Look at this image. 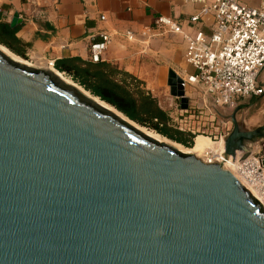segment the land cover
Returning a JSON list of instances; mask_svg holds the SVG:
<instances>
[{"label":"water","instance_id":"water-1","mask_svg":"<svg viewBox=\"0 0 264 264\" xmlns=\"http://www.w3.org/2000/svg\"><path fill=\"white\" fill-rule=\"evenodd\" d=\"M243 108L207 163L0 48V264H264V206L225 162L264 139Z\"/></svg>","mask_w":264,"mask_h":264},{"label":"built area","instance_id":"built-area-1","mask_svg":"<svg viewBox=\"0 0 264 264\" xmlns=\"http://www.w3.org/2000/svg\"><path fill=\"white\" fill-rule=\"evenodd\" d=\"M187 1L202 5L200 11L189 18L187 28L162 16L140 32H126V39L134 44L148 45L162 32L179 35L185 45L184 60L195 70L187 75L185 85L201 89L217 106L233 110L243 99L264 95L259 79L264 71V0H259V7L240 0ZM206 16L213 18L209 34L200 27ZM101 20H105V16H101ZM110 41L109 34H101V41L90 47L89 61H101ZM179 104L182 112H189V106L183 109L180 101ZM225 136H221L220 141ZM243 156L241 152L239 159L236 158V172L233 173L244 179L264 204V139L253 145L246 159L242 160ZM202 160L207 163L220 161L213 153Z\"/></svg>","mask_w":264,"mask_h":264},{"label":"crops","instance_id":"crops-1","mask_svg":"<svg viewBox=\"0 0 264 264\" xmlns=\"http://www.w3.org/2000/svg\"><path fill=\"white\" fill-rule=\"evenodd\" d=\"M201 7L202 5L187 0H0V20L19 27L18 37L30 45L27 60L37 66L44 67L51 63L55 65L56 61L68 57L89 61L91 45L100 42L101 34L107 33L111 41L101 61L119 65L128 72L135 73L134 50L139 45L129 42L125 37L126 32H140L144 27L152 26L162 16L172 18L187 28L190 25L189 18L198 13ZM101 16H105V20H101ZM212 24L213 18L206 16L200 27L209 34ZM164 61L168 66V82L171 70L183 80H186L188 74L195 72L185 60L180 64L182 71L176 69L172 57H165ZM187 86L188 84L185 86L186 90ZM169 93L171 94L170 86ZM186 95L189 108L194 110L195 102L189 98L188 91ZM172 97L179 103V99ZM202 97L205 104H214L204 94ZM188 113V119L185 120L188 125L186 131L199 134L201 128L193 125L195 114L192 111ZM199 137L204 136L198 135L192 148L196 146ZM205 138L210 140V146L202 153H190L200 157L212 151L216 156L224 142L215 146L209 137Z\"/></svg>","mask_w":264,"mask_h":264},{"label":"rangeland","instance_id":"rangeland-1","mask_svg":"<svg viewBox=\"0 0 264 264\" xmlns=\"http://www.w3.org/2000/svg\"><path fill=\"white\" fill-rule=\"evenodd\" d=\"M240 2L257 7L261 5V2L259 0H240ZM184 52L185 45L179 35L162 32L154 36L151 39L150 44L139 45L138 48L134 50L135 73H130L124 67H120L119 65L114 64L120 70L133 75L134 77L138 78L141 82H143L146 90L150 91L153 96L157 98L161 108L169 114L170 126L180 130H186V128H188V125L187 123H185V120L186 118L188 119L190 113L182 112L180 104L176 103L175 99H173V97L169 93L167 71L168 66H166L165 61L167 60L164 61V58L167 57L169 59L170 57H172L174 59L176 69L178 71H182L180 64L184 63ZM20 59L21 60L18 61H24L30 67L47 70L50 68L52 69L50 65L40 67L29 60H24L23 58ZM160 66H162L161 69ZM61 74L66 77L69 84L72 83L77 88H81L80 90L84 91L83 93L85 95L87 93L88 97L92 99L94 98L93 100H95L96 102L98 101V103L103 102L99 98L94 97L84 88L79 86V84L75 83L72 78L69 77L66 73ZM259 79L264 86V71L260 75ZM186 88V91H188L189 98L192 99L193 102H195V104H193L194 110L190 108L189 111H192L196 117V120L194 122L195 124L193 125L196 127L199 126L201 128L199 134L197 135L209 137L213 141L214 145L218 146V144L216 143L221 140V136H225V134L229 133L233 128V125L229 118L235 109H228L227 107L217 106L212 103L205 104L203 102L202 97L204 92L201 89H196L190 85H188ZM240 105H245V108H243L238 113L237 118L245 129L254 130L264 125V95L260 97L258 96L243 99L239 102L238 106ZM124 118L127 119L125 116ZM133 124L144 132H146L147 134L159 140L168 142L175 147H177L176 145H178L179 147L177 148L185 152H190L189 150H191V148H187L177 142L163 137L153 130L140 126L137 123L135 124V122ZM251 147L253 148V146ZM205 156L206 154L200 156L199 158L202 159L205 158Z\"/></svg>","mask_w":264,"mask_h":264},{"label":"trees","instance_id":"trees-1","mask_svg":"<svg viewBox=\"0 0 264 264\" xmlns=\"http://www.w3.org/2000/svg\"><path fill=\"white\" fill-rule=\"evenodd\" d=\"M18 31V26L12 27L0 20V45L27 60L30 45L18 37ZM54 67L131 121L187 148L194 146V139L198 135L171 127L169 114L161 108L157 98L146 90L143 82L114 64L68 57L56 61Z\"/></svg>","mask_w":264,"mask_h":264},{"label":"bare ground","instance_id":"bare-ground-1","mask_svg":"<svg viewBox=\"0 0 264 264\" xmlns=\"http://www.w3.org/2000/svg\"><path fill=\"white\" fill-rule=\"evenodd\" d=\"M0 48H2L12 59H14V60H16V61H18V60H21L18 56H16L15 54H13L10 50H8L6 47H4V46H0ZM19 62H22V61H19ZM23 63H25L24 61H23ZM26 64V63H25ZM52 70L55 72V74H57L58 76H60L66 83H68V80L66 79V77L64 76V75H62L59 71H57L55 68H53L52 67ZM69 84V83H68ZM70 84H72V83H70ZM73 85V84H72ZM79 89V88H78ZM81 89V88H80ZM79 89V90H80ZM81 91V90H80ZM82 93L84 92V91H81ZM86 92V91H85ZM84 94V93H83ZM85 95V94H84ZM86 95H87V93H86ZM88 96V95H87ZM94 99V98H93ZM98 102V101H97ZM101 102H99V104H100ZM101 105L102 106H104V107H106V108H108V109H111V110H113L114 112H116V113H118L122 118H124V116L121 114V113H119L118 111H116L113 107H111L110 105H108V104H106V103H104V102H102L101 103ZM125 119V118H124ZM128 119V118H127ZM126 119V120H127ZM132 123V122H131ZM133 124V123H132ZM140 129V128H139ZM141 130V129H140ZM143 131V130H142ZM144 132V131H143ZM146 133V132H145ZM147 134V133H146ZM149 135V134H148ZM149 136H151V135H149ZM151 137H153V136H151ZM160 137V136H159ZM153 138H155V137H153ZM155 139H157V138H155ZM157 140H159V139H157ZM160 141H162V140H160ZM162 142H165V141H162ZM221 142H224V145H222L223 147L217 152V154H216V156H217V159L219 158L220 160H221V157H223V153L225 152V141H224V139L222 140V141H220V142H218V143H216V144H219V143H221ZM166 143H168V142H166ZM168 144H170V143H168ZM173 146V145H172ZM177 147H179L178 145H176ZM210 146V140L208 139V138H205V137H199L198 138V140H197V144H196V146L194 147V148H192L191 150H189V151H193V152H195V151H198L199 153H202L203 151H204V149L206 148V147H209ZM175 147V146H174ZM176 147V148H177ZM177 149H179V148H177ZM179 150H181V149H179ZM183 151V150H182ZM188 151V150H187ZM206 151V150H205ZM251 151H252V148H251ZM250 151V152H251ZM185 152V151H184ZM188 153H190V152H188ZM210 153H213L212 151H208L207 153H206V156L208 155V154H210ZM194 154V153H193ZM240 154H241V152H238L237 153V159H239V157H240ZM196 155V154H195ZM213 155H214V153H213ZM250 155V154H249ZM197 156V155H196ZM205 156V157H206ZM215 156V155H214ZM198 157V156H197ZM236 159V160H237ZM225 162H226V165H227V167L232 171V172H236V163H235V160L234 161H231V160H225ZM240 180L249 188V190H251L252 191V193L258 198V200L261 202V203H263V201H262V199L260 198V196L257 194V192L250 186V185H248L247 183H246V181L244 180V179H242V178H240ZM263 206H264V204H263Z\"/></svg>","mask_w":264,"mask_h":264}]
</instances>
